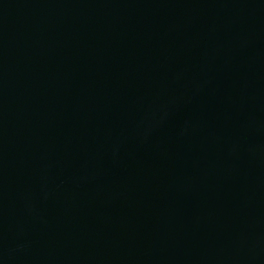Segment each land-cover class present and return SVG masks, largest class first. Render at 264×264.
I'll return each instance as SVG.
<instances>
[{"label":"water","instance_id":"obj_1","mask_svg":"<svg viewBox=\"0 0 264 264\" xmlns=\"http://www.w3.org/2000/svg\"><path fill=\"white\" fill-rule=\"evenodd\" d=\"M0 264H264V0H0Z\"/></svg>","mask_w":264,"mask_h":264}]
</instances>
